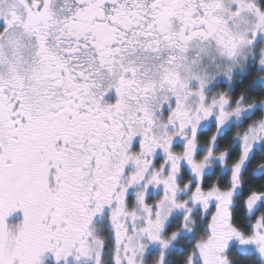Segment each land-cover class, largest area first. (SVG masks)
<instances>
[{
    "label": "snow or ice",
    "instance_id": "1",
    "mask_svg": "<svg viewBox=\"0 0 264 264\" xmlns=\"http://www.w3.org/2000/svg\"><path fill=\"white\" fill-rule=\"evenodd\" d=\"M0 264H264V0H0Z\"/></svg>",
    "mask_w": 264,
    "mask_h": 264
}]
</instances>
